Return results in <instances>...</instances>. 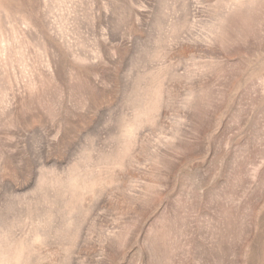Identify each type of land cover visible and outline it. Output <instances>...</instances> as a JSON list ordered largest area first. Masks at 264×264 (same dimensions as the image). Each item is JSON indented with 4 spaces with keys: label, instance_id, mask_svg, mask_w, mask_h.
Returning a JSON list of instances; mask_svg holds the SVG:
<instances>
[{
    "label": "rangeland",
    "instance_id": "374dc122",
    "mask_svg": "<svg viewBox=\"0 0 264 264\" xmlns=\"http://www.w3.org/2000/svg\"><path fill=\"white\" fill-rule=\"evenodd\" d=\"M0 264H264V0H0Z\"/></svg>",
    "mask_w": 264,
    "mask_h": 264
}]
</instances>
